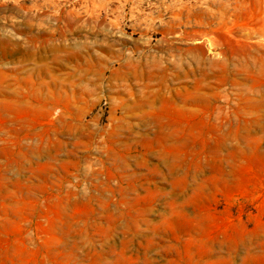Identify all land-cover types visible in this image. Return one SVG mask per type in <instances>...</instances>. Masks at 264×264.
<instances>
[{"label":"rangeland","instance_id":"obj_1","mask_svg":"<svg viewBox=\"0 0 264 264\" xmlns=\"http://www.w3.org/2000/svg\"><path fill=\"white\" fill-rule=\"evenodd\" d=\"M0 264H264V0H0Z\"/></svg>","mask_w":264,"mask_h":264}]
</instances>
